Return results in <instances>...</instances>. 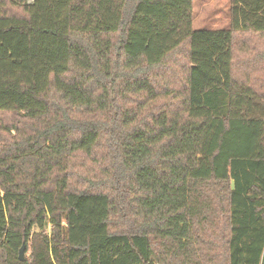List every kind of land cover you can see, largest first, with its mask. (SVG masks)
Here are the masks:
<instances>
[{
    "label": "trees",
    "instance_id": "1",
    "mask_svg": "<svg viewBox=\"0 0 264 264\" xmlns=\"http://www.w3.org/2000/svg\"><path fill=\"white\" fill-rule=\"evenodd\" d=\"M192 6L0 0V264H264V0Z\"/></svg>",
    "mask_w": 264,
    "mask_h": 264
},
{
    "label": "rangeland",
    "instance_id": "2",
    "mask_svg": "<svg viewBox=\"0 0 264 264\" xmlns=\"http://www.w3.org/2000/svg\"><path fill=\"white\" fill-rule=\"evenodd\" d=\"M193 16L195 22L193 23V28L195 30L199 29H227L229 27L230 21V0H193ZM250 49H255L258 51L260 45L257 44V38H252L250 43ZM264 50V43H263ZM238 58V56H237ZM238 62V59L236 61ZM240 65L235 64V70H239ZM10 121L8 114H0V126H6ZM5 132H0V136H5ZM50 226H46L44 232H49ZM34 232H39L38 229H34ZM29 251L26 252L25 257L28 258Z\"/></svg>",
    "mask_w": 264,
    "mask_h": 264
},
{
    "label": "water",
    "instance_id": "3",
    "mask_svg": "<svg viewBox=\"0 0 264 264\" xmlns=\"http://www.w3.org/2000/svg\"><path fill=\"white\" fill-rule=\"evenodd\" d=\"M24 252H25L24 247H22L21 250L19 251V254H18L19 255L18 258L20 261L24 260Z\"/></svg>",
    "mask_w": 264,
    "mask_h": 264
},
{
    "label": "crops",
    "instance_id": "4",
    "mask_svg": "<svg viewBox=\"0 0 264 264\" xmlns=\"http://www.w3.org/2000/svg\"><path fill=\"white\" fill-rule=\"evenodd\" d=\"M195 22V18L193 19V23Z\"/></svg>",
    "mask_w": 264,
    "mask_h": 264
}]
</instances>
